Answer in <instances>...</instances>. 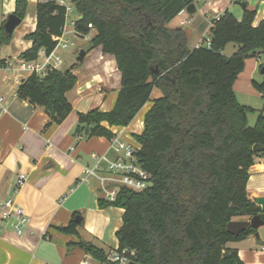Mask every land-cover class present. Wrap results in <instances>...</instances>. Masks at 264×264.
Returning <instances> with one entry per match:
<instances>
[{"label":"trees","instance_id":"trees-1","mask_svg":"<svg viewBox=\"0 0 264 264\" xmlns=\"http://www.w3.org/2000/svg\"><path fill=\"white\" fill-rule=\"evenodd\" d=\"M79 16L73 23L78 36L91 31L89 50L100 48L113 57L120 73V89L109 111L78 113L74 136L111 139L103 126L126 127L152 100L143 117V130L132 135L140 145L138 163L150 175L151 186L140 191L120 188L114 200L97 199L99 209L123 210L122 225L115 232L117 251H134L135 264H243L228 243L239 242L255 231L247 228L235 236L227 232L230 221L264 214L248 198L246 184L256 158H264V74L251 86L263 99L254 125L248 115L256 112L237 101L233 85L244 61L264 55V20L252 26L255 11L246 2L242 18L225 11L212 19L210 46L190 48L189 33L170 22L195 0H72ZM27 0H14L13 14L23 19ZM35 29L25 35L31 46L19 58L31 62L40 51L52 52L63 34L66 10L57 0H36ZM0 26V45L12 35ZM91 25V28H88ZM228 44L235 52L225 56ZM260 66L259 70L261 69ZM76 84L72 69L51 70L41 78L23 79L16 95L48 117L43 131L61 124L72 110L66 93ZM71 221L64 234H73ZM98 264L107 253L91 243L78 242Z\"/></svg>","mask_w":264,"mask_h":264},{"label":"crops","instance_id":"crops-1","mask_svg":"<svg viewBox=\"0 0 264 264\" xmlns=\"http://www.w3.org/2000/svg\"><path fill=\"white\" fill-rule=\"evenodd\" d=\"M62 1L69 6L72 0ZM238 3L235 0H195L194 16L187 17L184 10L169 26H186L191 40L189 47L196 48L202 45L203 34L209 31L212 19L227 11L236 20H241L242 9L237 7ZM35 5L36 0H27L20 29L14 35L15 28L9 44L0 45V201L9 198L17 176L25 174L24 185L13 192L10 199L29 218V224L21 236L11 228V222L0 220V264H98L77 243H91L107 255L116 251L118 242L115 232L122 225L123 210L115 207L99 209L97 199L103 198V195L96 183L86 185L79 180L83 168L92 162L91 155L112 158L113 153L108 139L91 137L78 141L73 132L78 123V113L92 109L106 112L113 107L120 89V73L113 57L102 53L100 48L83 50V59L70 66L76 77L75 86L66 93L72 110L61 124L43 131L48 121L43 109L30 105L16 95L17 88L27 75L10 70L5 65V62L20 59L19 55L30 48L31 41L24 37L35 29ZM248 8L255 11L252 26L256 27L264 20V8L258 5L257 0L256 5ZM71 9L73 12L74 8ZM13 12L14 0H0V26ZM197 14L198 17H195ZM64 31L66 34L63 38L73 35L88 43L93 36L92 31L86 36L76 35L72 24L71 29L65 24ZM225 49L222 53L229 56L225 54ZM160 95L154 89L151 101ZM151 101L128 126H103L112 133L123 130L125 134L139 135ZM256 117L251 125L248 119L250 126L254 125ZM246 192L252 201L264 197V158H256L250 168ZM76 217H79L78 224L75 223ZM71 221L76 224V235L59 231ZM256 232L258 239L250 235L242 241L227 244L237 250L243 264H264V226Z\"/></svg>","mask_w":264,"mask_h":264},{"label":"built area","instance_id":"built-area-1","mask_svg":"<svg viewBox=\"0 0 264 264\" xmlns=\"http://www.w3.org/2000/svg\"><path fill=\"white\" fill-rule=\"evenodd\" d=\"M235 1L242 2L244 0ZM257 2L258 5L264 4V0H257ZM57 4L65 7L67 19L72 10L71 7L67 6L62 0H57ZM73 23L74 21L71 22L72 26ZM64 28L63 34L52 52L49 54L42 52L41 59L38 57L37 60L31 62L22 59H17L14 62H5L6 67L10 70L24 73L27 76L35 74L41 78L45 77L48 71L61 70L63 61L60 56L56 54V49L61 46L65 48L67 45V41H63V35L66 34ZM88 28H91V25H88ZM203 46L207 48L210 46L208 38L204 40ZM39 53H41V51ZM109 145L113 157L110 158L106 155H91L92 162L83 168L79 182L86 185L95 182L98 191L103 195V199L108 201L114 200L120 188H125L133 192H140L150 187L151 177L138 163L137 153L140 150V145L133 136L123 133V130L118 132L114 131L113 137L109 139ZM25 180V174H19L13 192L18 191L24 185ZM0 220L1 222H11V228L18 236L23 234L24 229L27 228L29 224L28 216L25 215L22 209L16 206L10 198L0 201ZM262 249L264 250V247ZM132 257H134V251H112L106 257V264H128L132 262Z\"/></svg>","mask_w":264,"mask_h":264},{"label":"rangeland","instance_id":"rangeland-1","mask_svg":"<svg viewBox=\"0 0 264 264\" xmlns=\"http://www.w3.org/2000/svg\"><path fill=\"white\" fill-rule=\"evenodd\" d=\"M248 6L256 5V0H245ZM67 3V2H66ZM68 4V3H67ZM69 6L73 7L72 2H69ZM237 7L240 9L241 5L237 4ZM264 8V4H262ZM194 16V15H187V17ZM79 17L75 11H71L66 19V26L67 28L71 29V21L75 18ZM198 17V14L195 15ZM21 25H19L15 32L20 29ZM187 29L186 26L183 27ZM209 36V31L205 32L202 37V45H204V40H206ZM91 39V38H90ZM63 41H67V45L65 48L58 47L56 50V54L60 56L63 61L62 71L70 69V66L74 63H77L76 58L81 50L87 51L89 49V43L84 39L77 38L73 35H66L63 38ZM188 46L191 44V40L188 38L187 40ZM236 46L234 44H229L225 49L226 55H231L232 52H235ZM264 66V55L259 56L257 59L256 57H250L245 59L244 61V68L243 71L238 75L234 86L233 91L237 97V100L240 104L250 106L256 110V114L248 115V119L251 125L252 120L258 113L262 110L263 107V99L261 98L260 94L251 86V81L254 80L256 82H260L262 80V75L260 73L259 67ZM156 97V94L153 95ZM152 103V101H151Z\"/></svg>","mask_w":264,"mask_h":264},{"label":"water","instance_id":"water-1","mask_svg":"<svg viewBox=\"0 0 264 264\" xmlns=\"http://www.w3.org/2000/svg\"><path fill=\"white\" fill-rule=\"evenodd\" d=\"M185 12L188 15H193L196 12V7L194 5V3L189 4L186 9ZM22 22V19L18 18L17 16H15L14 14H9L7 16V19L5 20L4 24H3V29L4 32L8 35H12L13 31L15 30L16 27H18ZM84 57V51L81 50L76 58L77 62H80ZM260 73L261 75L264 74V66L261 67L260 69ZM264 150V146H254L253 147V151L255 152H261ZM13 193V189L10 191L9 193V198L11 197ZM253 202L255 203L256 206L259 207L261 214H264V197H257L253 199ZM75 223L78 224L79 223V217L75 218ZM264 226V221L260 219V216H254L251 217L248 220H233L230 221L227 224L226 230L228 233L232 234V235H239L241 232L245 231L248 227L253 229L255 232L252 234L253 237L255 239H258V234L256 232V230L261 227ZM128 264H135L134 262H130Z\"/></svg>","mask_w":264,"mask_h":264}]
</instances>
